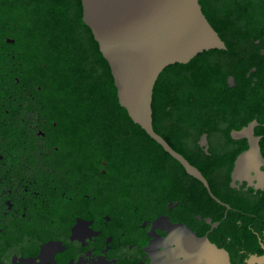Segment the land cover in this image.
Listing matches in <instances>:
<instances>
[{"label": "flooded vegetation", "instance_id": "flooded-vegetation-1", "mask_svg": "<svg viewBox=\"0 0 264 264\" xmlns=\"http://www.w3.org/2000/svg\"><path fill=\"white\" fill-rule=\"evenodd\" d=\"M198 4L220 46L153 88L176 158L121 107L82 0H0V264L219 263L189 238L264 264V0Z\"/></svg>", "mask_w": 264, "mask_h": 264}, {"label": "water", "instance_id": "water-1", "mask_svg": "<svg viewBox=\"0 0 264 264\" xmlns=\"http://www.w3.org/2000/svg\"><path fill=\"white\" fill-rule=\"evenodd\" d=\"M82 4L84 23L110 67L121 107L166 151L179 158L153 131L152 95L166 67L220 46L198 0H82ZM187 172L197 176L191 168ZM189 239L205 258L223 264L221 252Z\"/></svg>", "mask_w": 264, "mask_h": 264}, {"label": "trees", "instance_id": "trees-1", "mask_svg": "<svg viewBox=\"0 0 264 264\" xmlns=\"http://www.w3.org/2000/svg\"><path fill=\"white\" fill-rule=\"evenodd\" d=\"M100 55H101V53H100ZM101 57L103 58V56L101 55ZM103 60H104V65H105V67L107 68V69H109L110 67H109V65H108V63L105 61V59L103 58Z\"/></svg>", "mask_w": 264, "mask_h": 264}]
</instances>
